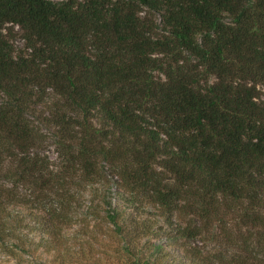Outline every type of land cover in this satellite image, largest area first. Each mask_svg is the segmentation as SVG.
Wrapping results in <instances>:
<instances>
[{
  "label": "trees",
  "instance_id": "1",
  "mask_svg": "<svg viewBox=\"0 0 264 264\" xmlns=\"http://www.w3.org/2000/svg\"><path fill=\"white\" fill-rule=\"evenodd\" d=\"M79 191L106 264H264V0H0L2 252L89 258Z\"/></svg>",
  "mask_w": 264,
  "mask_h": 264
},
{
  "label": "rangeland",
  "instance_id": "2",
  "mask_svg": "<svg viewBox=\"0 0 264 264\" xmlns=\"http://www.w3.org/2000/svg\"><path fill=\"white\" fill-rule=\"evenodd\" d=\"M19 42V41H18ZM20 44V42H19ZM40 154L45 158L48 162L49 168L52 171H55V168L59 165V161L56 153L55 146L53 145L52 142H47L44 146L43 151L40 152ZM17 192L23 194V195H29L30 192L28 191V188L26 187H21L17 188ZM79 195L77 196V205L76 206V214L74 215V219L76 220V225L72 227L71 229H66L67 235L70 236V239L72 242H75V250H77L76 253H78L77 246L80 244L82 245V248L85 250L88 248V245L90 246L87 251L89 258H84V259H79L78 261L72 259V263L70 264H106L105 263V257L103 256V252H108L110 255L114 253L116 249H119L120 247V242H117L116 238L113 240V238L109 237L110 233L112 232L108 225L100 219V217L95 214H84L87 213V209L90 208V195L86 191H79ZM93 208V206H92ZM91 210V209H90ZM97 210V209H95ZM157 222H161L158 219H154ZM153 221V219H151ZM155 221V222H156ZM85 223V225L90 226L92 230L89 232L87 231V236H83L79 234V230L75 229L79 226V224ZM78 231V232H77ZM77 232V233H76ZM168 233L163 232L159 235V237H156L158 239H155V237H145L142 240L144 242H158V243H164V240H166V237ZM189 246H202L204 248V251L210 252L212 254H220L222 253L223 249L217 246H214L212 243H201V242H196V241H190L188 242ZM202 244V245H201ZM174 256L180 258H174L173 262L171 264H178L179 262H182L184 260V256L182 251L178 247H172L168 248ZM74 253V254H76ZM45 256V255H44ZM0 264H39L38 261L36 260H30L26 259L24 255H22L20 260H15L6 254L2 252V249L0 248ZM188 264V263H186Z\"/></svg>",
  "mask_w": 264,
  "mask_h": 264
}]
</instances>
